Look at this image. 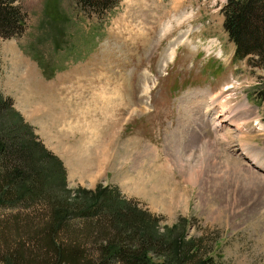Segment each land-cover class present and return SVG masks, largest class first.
Segmentation results:
<instances>
[{
    "label": "rangeland",
    "instance_id": "1",
    "mask_svg": "<svg viewBox=\"0 0 264 264\" xmlns=\"http://www.w3.org/2000/svg\"><path fill=\"white\" fill-rule=\"evenodd\" d=\"M224 2L118 0L96 16L75 0H15L24 28L0 39V95L63 166L64 187L54 189L64 203L116 190L179 251L199 239L216 263L264 264V168L254 165L264 166L255 95L264 65L256 55L231 58ZM213 37L223 60L198 43ZM227 85L226 107L206 113ZM12 111L0 117L14 122ZM48 221L40 204L0 206V259L5 247L30 246L27 224ZM83 223L68 224L81 233ZM87 246L97 255V243Z\"/></svg>",
    "mask_w": 264,
    "mask_h": 264
},
{
    "label": "trees",
    "instance_id": "2",
    "mask_svg": "<svg viewBox=\"0 0 264 264\" xmlns=\"http://www.w3.org/2000/svg\"><path fill=\"white\" fill-rule=\"evenodd\" d=\"M75 1L96 16L105 15L118 2ZM14 2L0 0V39L18 36L24 28L23 14ZM220 12L234 57L256 55L264 65V0H225ZM255 95L264 102V82ZM9 107L10 99L0 95V112L12 111ZM13 114L14 122L6 123L0 117V206L14 207L22 201L28 206L40 204L47 208L49 221L40 229L27 224L23 235L30 246L26 247L24 241L13 249L5 247L7 252L0 264H219L205 254L199 239L192 244L193 251H179L171 239L155 238L154 223L146 217L147 212L134 204L126 207V200L116 190L104 198L94 192L85 203H64L54 189L64 187L63 166L43 147L30 126ZM73 208L77 210L73 212ZM70 217L84 222L80 224L81 233L70 228ZM92 240L98 245L97 255L88 252L87 242ZM149 249L166 260H152Z\"/></svg>",
    "mask_w": 264,
    "mask_h": 264
},
{
    "label": "bare ground",
    "instance_id": "3",
    "mask_svg": "<svg viewBox=\"0 0 264 264\" xmlns=\"http://www.w3.org/2000/svg\"><path fill=\"white\" fill-rule=\"evenodd\" d=\"M171 49H169V51H170V53L171 54H168L167 55V57H169V59H171L172 57H173V47H170ZM230 83V82H229ZM229 83H226V84H229ZM226 84H223L222 86H224V85H226ZM232 84V83H231ZM233 86L231 85L230 87L227 85L226 87H222V88H220L218 91H217V93H218V95H217V99L216 98H213V99H211L210 100V105L208 106V104L206 105V113H208V111H211V110H209V108L211 107V106H214V105H218V106H221V107H226V105H227V102H228V94L226 93L225 94V91L226 90H229L230 88H232ZM216 94V93H215ZM215 94H213V95H211V96H214ZM216 99V100H215ZM215 100V101H214ZM213 101V102H212ZM243 120V121H242ZM246 120V119H245ZM243 118H240L239 119V123H242V126H244V124L246 123H248L247 121H245ZM254 123V122H253ZM240 125V124H239ZM241 126V127H242ZM179 155V154H178ZM250 157V159H252L254 162H256V156H254V155H250L249 156ZM252 160H251V162H252ZM253 163V162H252ZM257 164H254L255 165V167H258V168H264V166L261 164V163H259V162H256ZM257 168V169H258ZM250 169V168H249ZM264 170V169H263ZM252 173H254V172H252ZM252 173H250L251 175H252ZM250 177V176H249ZM251 179V178H250ZM253 181V180H252ZM254 181H255V179H254ZM254 181L253 182H251V183H254ZM257 183V182H256ZM261 183H262V181H261ZM258 184V183H257ZM262 185V184H261ZM261 185H258V188H260V186ZM262 190V189H261ZM173 194V193H172Z\"/></svg>",
    "mask_w": 264,
    "mask_h": 264
}]
</instances>
